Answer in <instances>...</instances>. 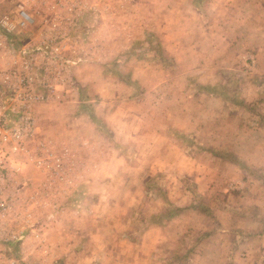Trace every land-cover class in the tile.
Segmentation results:
<instances>
[{
  "label": "rangeland",
  "instance_id": "obj_1",
  "mask_svg": "<svg viewBox=\"0 0 264 264\" xmlns=\"http://www.w3.org/2000/svg\"><path fill=\"white\" fill-rule=\"evenodd\" d=\"M187 1L189 3L190 0H98L99 11L94 12L96 15L91 17L88 13L85 16L86 25L77 29L72 27V34L82 40L81 47L87 55L95 59L93 61L95 65L92 63L84 65L86 67L76 77L80 88L78 102L73 94L70 98L72 102L66 103L64 107L65 112L48 107L46 112L50 118L43 119L39 124L41 134L56 140L57 131L60 130L58 128L61 126L59 119L63 112L64 143L69 149V154L65 158L67 180L62 184L66 190L64 194L62 192L60 196L54 198L57 202L35 204L33 212L44 217L43 213H49V219H46L48 221H43V218L34 220V232L30 236L24 237L20 243H12L15 246L14 250L6 246L7 254L16 257L20 264H83L82 258L89 260V255L82 254L89 247L90 229L95 231L122 229L127 238L136 242L138 234L149 226L151 221L156 220L157 218L153 217L158 214L162 215L160 223L174 218L168 225L173 229V243L181 245L180 248L177 245L172 248L162 247L160 252L163 264H187L188 258L193 259L194 264L199 252L206 249L210 254L211 251L207 250L210 239L201 238L195 243L193 241L204 231L225 228L229 244L236 237L234 215L221 213L217 208L227 207L226 209L231 212L240 204L247 203L250 196L261 199L264 193V156L258 157V164L254 159L249 160L248 150L253 145L249 134L246 139L237 140L233 138V134L249 133L250 125L252 131L255 130V125L250 122L255 116L260 122L257 125L259 136L260 133H264V74L254 72L256 67L254 68L255 64L251 59L241 65L237 60L214 63L215 68L212 71L216 70V75L206 82L197 79L195 68L187 74L181 73L179 69L181 65L168 52L170 45L163 44V41L178 40L181 35H186L183 32L189 24L197 23L198 28L208 24L213 18L210 9L199 11L192 7V12L186 11ZM17 2L20 0H0V22L5 17L14 21V12L11 10ZM93 2L94 0H91V3ZM107 4H110V9L112 5L113 12L110 14H107L104 8ZM89 11L91 10L87 12ZM184 14L187 16L182 18ZM107 17L110 18L107 20ZM94 23L96 30L95 26L93 27ZM88 25L89 29H85ZM183 29L184 31H181ZM28 34L29 30L26 28L15 33L14 30L6 32V29L0 27V37L5 38L4 44L7 49L16 50L19 38H24ZM110 40L112 42L108 44ZM158 43L162 51L160 55L155 49ZM7 49L2 48L3 55L0 58L2 64L6 58H10ZM98 64L105 65L110 73H106L105 68L102 72ZM198 64L199 67L203 65L201 59H191L189 65L182 69L187 71L189 66L198 67ZM250 65L252 67H249ZM155 66L166 69L178 66L182 79L187 75L188 82L197 89L199 85L216 87L215 93L209 94L217 96L220 102H209L204 98L205 109L198 107L196 102L187 105L186 110L189 113L202 119L201 123V120L198 121L194 132L185 135L175 128H169L168 131L174 136L183 137L178 138L181 140V148L189 153L195 162H205L210 166L203 183L198 180L199 183L195 184L192 176L178 175L168 168L159 170L158 168L162 166L157 164V157L148 152L143 153V149L139 151L137 139L127 136L128 130L136 129V124H131L132 122L143 124L145 117L162 114L158 108L154 112V109L150 108V102L156 103L153 92L158 90L155 86L157 82L170 76L164 71L162 73L155 71ZM141 67H149L151 71L145 72ZM119 71L122 77L130 81L128 87L120 86L123 83L120 82V77L115 75V72ZM249 84H254L250 90L247 88ZM80 99L90 104L93 113L99 116L101 122L104 115H111L112 110L124 108L127 112L128 125L119 124L118 128L112 122L109 126L102 122L105 132L109 131L108 137L97 130L92 131L94 135L90 133L94 138L90 136L89 130L85 134L75 133L78 123L75 124L74 116L80 115L82 121H89L84 114L78 113ZM239 100H242V105L238 103ZM223 119H226L225 122ZM90 138L95 143L91 151ZM257 144L259 152L263 151L264 138H259ZM238 145L243 150L241 156L235 153V147ZM213 156L216 157L211 159V162L208 157ZM219 157L228 162L235 161L238 169L227 170L223 167L221 170L215 168L213 171L214 166H211V163L218 166ZM159 159L160 162L169 163L168 159L162 157ZM199 176L201 178L202 174ZM40 177V172L36 171L33 180L40 181ZM179 197H182L180 204H184L182 208L175 203ZM123 198L128 199V202L123 203L127 209L121 205ZM191 204L196 205L204 215L188 216ZM254 207L248 205L246 210L249 214L260 215L258 206L255 210ZM125 211L127 214L123 215ZM176 211V216L171 215V212ZM113 213L118 216H113ZM169 215L171 217H167ZM185 230H193L194 236L184 238L181 234H184ZM177 232L181 234L178 236ZM225 253L227 252L224 251ZM222 254L219 253L218 258H214L219 259ZM184 256H187L186 259ZM262 256L263 258L259 259L260 264H264V254ZM131 257L134 258V255Z\"/></svg>",
  "mask_w": 264,
  "mask_h": 264
},
{
  "label": "crops",
  "instance_id": "obj_2",
  "mask_svg": "<svg viewBox=\"0 0 264 264\" xmlns=\"http://www.w3.org/2000/svg\"><path fill=\"white\" fill-rule=\"evenodd\" d=\"M46 1L47 0H31V2L34 4L31 5V8H27V11L35 13L36 11L46 10ZM78 5L80 11L82 12V17L81 19L79 18L77 24L75 25V27H73V29H77L82 25L87 24L84 22L85 16L88 13L89 15H91V17H94L96 15V13L94 12L99 11L98 0H94L93 3H91V0H78ZM15 7L16 5H14L11 11H15ZM192 7L198 9L199 11L206 9L209 11L210 9L213 12L212 20L208 21V24L204 26H198V28H196L197 23H193L194 26L189 24L188 28L185 29V31L184 29L181 30L184 31L183 33L186 34L185 36L181 35L180 39L172 42L163 41V44L170 45L168 52L171 56L174 57L175 61L179 65H181V68H179L178 66L172 67L171 69L162 68L160 66L154 67L155 71H158L159 73H162L164 71L165 74L170 76L169 78L157 82L155 86L158 88V90L153 92V99L156 100V103L150 102V108H153L154 112H156L155 109L158 108L160 109V113L162 114L160 116L155 115L153 117H145V123L143 124L132 122L131 124H136V129L128 130L127 136L132 139H137L136 144L138 145L139 151L143 149V153L148 152L150 155L157 157V164L162 166L158 168L159 170L168 168L176 172V174L178 175L184 174L185 176H192L193 182L195 184H198V180L203 183V181L205 180V175L210 170V166H208L205 162H195V160L191 158L189 153L182 150L180 143L181 140H179L181 138H179V136L172 135L168 131H170L169 128H175L180 133L187 135L188 133L194 132L196 130L198 121L201 120V123L202 119L200 118V116L192 115L186 110L187 105L190 102H196L198 107L205 109L206 100L204 101V98L208 99L209 102L220 101H218L219 98L217 96H214L213 94H209L202 91L201 89H197L192 86L188 82L187 75H185V79H182V76H180L179 74L178 68L181 70V73L186 72L185 74L195 68V72H197V79L201 82H206L212 80V78L216 75V70L212 71V69L215 68L214 63L217 62L216 64H221L225 61L237 60L241 65L244 61H249L251 59V61H254V68H257H253L254 72H256L257 74L258 72L260 74H264V0H203L197 7L193 4V0H190L189 3L187 1L186 11L192 12ZM104 8H106L107 14L113 12L112 5L110 9V4H107V6H105ZM177 9L180 8L177 7ZM88 10L91 11L87 12ZM46 12H49V10L47 9ZM205 13L209 12L205 11ZM186 16L187 14H184L182 18ZM108 18L110 17H107V20ZM94 26L95 23L93 24V27ZM32 27L35 28V25H30V27L27 28L30 29ZM89 27L90 25L85 27V29H89ZM161 27L166 26L161 25ZM96 29L97 28L95 26L94 30ZM111 42L112 40H110L108 44H111ZM192 53L197 54L198 56H193ZM88 58H90L91 60L79 63L73 68L74 90L71 94H68L66 97L64 94L62 96V100L55 101L57 102L55 104L49 103L51 102L49 99H43L33 106L34 128H36L34 139H36L37 143L35 145L34 140L33 142H31L30 152L32 153L39 150L41 152V157L46 156L45 150L38 147V144L41 140L45 144V148L49 152L53 151L56 155L63 156V159L61 161L62 172L64 173L62 175L63 178L59 179V176L57 178H54L53 174H50L49 169L44 164L43 160L40 164H37V161L34 157L30 159L27 155L25 161L23 160L22 162L17 163L16 166L19 168V170H17V172L12 176V179H14V183L12 188L10 189V192L11 197L15 198V201H11V210H13L14 213L24 214L28 204L37 203L42 205L48 204L50 202H57V199L54 198L56 196H60L62 192L64 194V191L66 190L62 184H65L67 180V174H65V158L67 154H69V149H67L64 143L65 129L62 123L65 124V119H63V112L60 115L61 118L59 119V124H61V126H59L58 128L60 130L57 131L58 138L56 140H53V138L49 139L48 135L41 134L39 124L43 119L50 118L49 114L46 112V109H48V107L49 109H51L50 107L58 109V111H60L61 109L65 112L64 107H66V103L72 102L70 98H72L73 94L75 96L74 99H76V101L78 102L80 88L77 85L76 77L77 75H79L81 70L86 67L84 65L91 63L92 65H95V62H93L95 59L91 55H88ZM197 58L201 59V61L203 62V65H201V67H199V63L198 67L189 66L187 71H184V69H182V67H187L189 65L191 59L194 60ZM98 59L99 58H97V60ZM97 66L103 72V68H105V65L98 64ZM249 67L252 66L250 65ZM141 68H143L145 72H149V70L151 71L149 67ZM104 71L106 73H110L108 68H105ZM120 73L121 71L117 73L115 72V75L118 77H122ZM120 79V82L123 83L120 84V86H129L130 81L126 82L122 78ZM252 85L254 84H249L247 88L250 90ZM94 112L96 113V110ZM78 113L84 114L87 117V115L83 112L78 111ZM110 114V116L104 115L102 119V122H106L107 126H109L111 122L118 128L119 124L126 123V125H128L129 122L127 121L126 117L127 112L124 110V108H121L119 110H112ZM95 116L98 120H100L98 118L99 116L97 117V114H95ZM73 119L76 121L75 124L78 123V128L74 130L75 133L77 132L85 134V132L89 130V134H93L92 131H99L88 117L87 119L89 121L85 120V122L82 121V117L80 115L74 116ZM109 120L110 123H108ZM225 120L226 119H223V122H225ZM250 122L255 125V130L252 131V125H250L249 133H242V135L241 132H235L233 134V138L235 140L246 139L249 134V139L251 140L253 145L251 144L252 146L249 147L248 157L250 158L249 160L252 161L254 159V162L258 164V157H260L261 155L264 156V150L259 152L257 142L259 138H264V133H260L261 137L258 134L257 125L260 122L258 121V119H256V116L254 119L251 118ZM135 132L141 134H137ZM91 134L90 136L94 138ZM92 138H90L91 143L89 144V151H91V147H94L95 145ZM54 142H56V144ZM235 148V153L241 156L243 153L242 148L239 145ZM160 157H162V159H168L169 163H164L163 161L160 162ZM213 157L208 158H210L211 160L215 159L216 156ZM217 160L219 162L218 166L217 164L215 166V163H211V166H214L212 169L213 171H215V168L217 170H221L223 167H225L227 170H230L231 168L235 170L238 169L235 161L228 162L221 157L217 158ZM152 166L153 164L151 165V167ZM36 171L40 172L41 174V183H39L40 181L33 180V175ZM199 174H202L201 178ZM127 198H123L121 200L123 201L121 202V205L125 209L127 208L123 203L128 202ZM181 200L182 197L176 198L175 203L177 204V206L182 208L184 204H180ZM248 205L251 208L255 206L254 210L256 209V206H258V214L260 215H255V213L249 214V211L246 210ZM226 208L227 207H219L217 209L220 210L221 213H227L229 216L234 215L233 221H235L236 224L235 228L237 227V229H235L236 237H234V240L231 242V244H229L227 242V230L225 228L217 229L215 231H204L202 235L198 236L193 241L195 243L201 238H205L206 240L210 239L211 242H208L207 250L211 251L210 254L206 251V249L199 252V256L196 257L194 264H260L261 261L259 259L263 258L262 255L264 254V223L261 225V223L264 222V193L263 195H261V199L250 196L247 203L243 205L240 204L239 207H236V210H233L231 212ZM188 211V216L190 217L194 216L192 214L204 215L203 212L198 210L197 206L193 204H191V206L188 208ZM43 214L45 215V217L38 215L37 218L40 219L43 217V221H48L46 219H49V213ZM126 214L127 212L125 211L123 215ZM113 216H118V214L113 213ZM235 217H237V219ZM171 221H174V218L169 219L165 223L162 222L160 224H149V226L145 227L138 234L136 242L127 238L122 233V229H118L119 231H116L114 228L101 229L100 231L90 229L88 232L90 237L88 244L89 247L82 254V256H85V254L89 255V260H86L84 257L82 258L83 260L81 262H83V264H163L164 260L160 252L162 247L167 246V248H172L173 246L177 245L180 248L181 246L176 242L173 243V229H171V227L169 226ZM189 222L193 223L192 221ZM7 224L8 220L5 221V224L0 221V227L3 229ZM189 232H191V234ZM177 233L178 236L179 234H181L179 232ZM192 234L193 230H185L184 234H181V236H183L184 238L186 236L192 237L194 236ZM28 235L30 236L31 233L26 234V236ZM166 236H168V238H165ZM93 238H95V241H93ZM114 239L116 240L114 241ZM186 241L184 242L187 243ZM7 243L17 244L14 242L5 241L2 237H0V244L5 248V250ZM180 243H183V241H180ZM224 251L227 253L224 254ZM219 253L223 254L221 258L216 259L218 258ZM132 255H134V258L131 257ZM186 257L187 256H184V259H186ZM208 258H210L211 260ZM182 259H180V261ZM188 259L189 260L186 263L193 264V259ZM42 261L44 260H41V262Z\"/></svg>",
  "mask_w": 264,
  "mask_h": 264
},
{
  "label": "built area",
  "instance_id": "obj_3",
  "mask_svg": "<svg viewBox=\"0 0 264 264\" xmlns=\"http://www.w3.org/2000/svg\"><path fill=\"white\" fill-rule=\"evenodd\" d=\"M30 2L21 0L16 4L14 21L5 17L0 22L6 32L15 33L35 25L28 29L26 37L19 38L16 50L7 49L5 38L0 37V58L2 48L10 53V58L0 63V221L5 224L8 220L4 229L0 227V237L14 243H20L27 233L32 234L34 220L39 219L33 212L37 203L28 204L24 214L11 210L15 198L10 189L14 183L12 176L19 170L17 163L25 161L28 155L37 164L43 160L54 178L62 179L64 174L63 156L49 152L41 140L38 147L45 150L46 156L41 157L39 150L30 152L31 142L37 143L33 106L43 99L58 101L64 94H71L73 68L91 60L81 47L82 40L72 34V27L82 17L78 0H47L49 12L46 9L35 13L27 11L34 4L29 5ZM0 264L20 263L0 244Z\"/></svg>",
  "mask_w": 264,
  "mask_h": 264
},
{
  "label": "trees",
  "instance_id": "obj_4",
  "mask_svg": "<svg viewBox=\"0 0 264 264\" xmlns=\"http://www.w3.org/2000/svg\"><path fill=\"white\" fill-rule=\"evenodd\" d=\"M203 0H193V4L197 7ZM155 49L158 51V54L160 55L162 53L161 51V46L159 45V43L155 46ZM122 78L123 80H125L126 82H129L128 79L124 78V77H120ZM130 83V82H129ZM215 86H204V85H199V89H201L202 91L204 92H207V93H215ZM240 105L243 104L242 100H239L238 102ZM80 112H83L87 115V117L93 122V124L95 125V127L102 133H104L105 135H107V137L109 136V131L108 133L105 132L106 130L102 127L103 124L96 118L95 114L93 113V110L90 106V104L88 102H86L84 99H80ZM179 138H183V137H180ZM209 152H212L214 153L213 150H210L208 149ZM179 210V209H178ZM177 214V211L176 212H171V215H175ZM167 217H170L167 216ZM153 218H157L156 220H153L151 221V223H156V224H159V219L162 218V215H155ZM6 246L10 249V250H14L15 249V246L12 244V243H7ZM14 246V247H13Z\"/></svg>",
  "mask_w": 264,
  "mask_h": 264
}]
</instances>
